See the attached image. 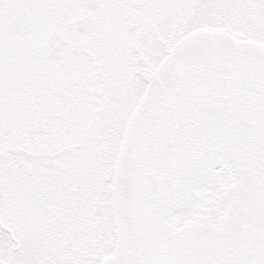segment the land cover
Instances as JSON below:
<instances>
[{"label":"snow or ice","instance_id":"6c2138e0","mask_svg":"<svg viewBox=\"0 0 264 264\" xmlns=\"http://www.w3.org/2000/svg\"><path fill=\"white\" fill-rule=\"evenodd\" d=\"M0 264H264V0H0Z\"/></svg>","mask_w":264,"mask_h":264}]
</instances>
